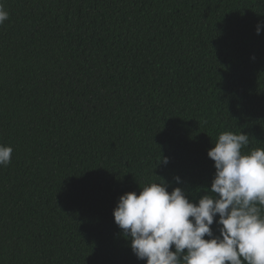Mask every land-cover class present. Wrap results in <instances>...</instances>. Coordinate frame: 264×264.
<instances>
[{
    "label": "trees",
    "instance_id": "trees-1",
    "mask_svg": "<svg viewBox=\"0 0 264 264\" xmlns=\"http://www.w3.org/2000/svg\"><path fill=\"white\" fill-rule=\"evenodd\" d=\"M0 3V264H146L121 195L163 179L198 203L220 133L264 148V0Z\"/></svg>",
    "mask_w": 264,
    "mask_h": 264
},
{
    "label": "clouds",
    "instance_id": "clouds-1",
    "mask_svg": "<svg viewBox=\"0 0 264 264\" xmlns=\"http://www.w3.org/2000/svg\"><path fill=\"white\" fill-rule=\"evenodd\" d=\"M9 12L0 3V25ZM264 30V21L256 27ZM249 135L225 131L207 155L216 169L210 194L190 202L181 187L151 183L118 199L114 221L138 260L146 264H264V148L248 153ZM13 148L0 144V165ZM167 158L160 163L167 164ZM175 181L181 183L176 176ZM219 219H216V217ZM219 226L215 234L213 224ZM208 239H205V237ZM174 246V250H173ZM185 250H187L185 252Z\"/></svg>",
    "mask_w": 264,
    "mask_h": 264
}]
</instances>
